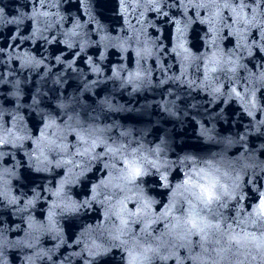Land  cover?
Returning a JSON list of instances; mask_svg holds the SVG:
<instances>
[{
  "label": "snow or ice",
  "instance_id": "snow-or-ice-1",
  "mask_svg": "<svg viewBox=\"0 0 264 264\" xmlns=\"http://www.w3.org/2000/svg\"><path fill=\"white\" fill-rule=\"evenodd\" d=\"M102 2L27 0L23 16L0 15V28L15 25L9 28L14 43L0 45V264H264V142L257 143L264 138V0H109L130 26L117 36L100 22ZM73 8L76 15H68ZM158 25L167 26V35ZM148 28L156 31L149 36ZM193 31L197 44L190 41ZM24 41L54 46L61 71L79 72L75 61L83 54L81 63L93 75L80 76L77 91L115 81L136 94L154 78L168 82L169 94L179 85L207 102L181 101L194 109L183 131L176 112L153 106L151 114L172 128L154 129L161 143L146 146L142 134L107 123L119 108L107 99L86 96L95 107L81 104L69 112L44 103L47 93L21 104L18 89L10 98L17 67L35 69L47 59L40 46L23 49ZM89 47L98 50L96 61ZM109 48L122 62L105 75L99 50ZM65 50L71 63L57 55ZM126 53L132 67L124 65ZM234 119L237 131L223 136L229 131L223 122ZM189 132L223 147L176 143ZM20 177L32 185L28 191H17ZM157 187L163 201L151 194ZM38 208L44 211L37 219ZM65 224L79 231L65 238ZM42 235L55 240L57 252L42 250Z\"/></svg>",
  "mask_w": 264,
  "mask_h": 264
},
{
  "label": "water",
  "instance_id": "water-1",
  "mask_svg": "<svg viewBox=\"0 0 264 264\" xmlns=\"http://www.w3.org/2000/svg\"><path fill=\"white\" fill-rule=\"evenodd\" d=\"M26 3L27 0H0V7L4 8L5 10L4 13H0V15L7 16L8 13H18L20 16H23L26 11L23 5H25ZM112 3H115V0H112ZM98 11L102 13L104 17V19H102L100 22L105 25V28L110 31V34L112 36H117V34L123 35L125 31H130V26L128 25L127 20L119 16L115 11L112 10V5L109 0H103ZM68 15L75 16L76 10L73 8L71 13H68ZM148 19L151 20L150 15ZM153 23H156V21H153ZM27 24L28 21L26 20L21 22L22 33L27 27ZM13 27H15V25H6L3 28H0V31L3 32V35H0V45L9 42L14 43V41H11L9 39V28ZM166 27V25H158V29L164 35H167V33L164 31ZM146 31L147 34L151 36L152 33L156 31V29L148 28L146 29ZM190 41L192 44L198 43V33L196 31L190 33ZM42 45V41H37L34 44L30 41L22 42V48L27 50H33L36 47L40 46V51L47 57L44 65H38L35 69L31 70L22 69L17 67L16 65H12L13 67H17L18 75L11 76L10 80L18 79L19 83H9L8 95L10 98H12L13 94L18 89L23 90L20 98L21 104L25 103V101H27V103H31L29 97L36 95L38 92L47 93L44 103L51 102L53 107L63 105L69 112H71L74 107L80 110L81 104L91 105L95 107V105H92V100L99 102L101 100L107 99L108 102L114 105H119V108L115 109L110 115L107 123L123 125L127 130L132 132L133 135H136L137 133L142 134L145 138L146 146H154L161 143V141L157 140L156 137L152 134L154 129L159 127L164 128L165 131H171L172 125H164L161 122L159 115H152L151 113L153 111V106L164 105L167 106L171 112H176L177 115L176 117H173V119L175 120L176 127L180 131H183L185 127H188L187 121L185 120V115L190 114L192 111H194V109L185 108V105L181 103V101H185L188 104L197 106H200L207 102L203 99L202 96L200 98L194 99V93L185 92L179 85H173V91L171 94H169L165 90L167 88L168 82H165L163 85H161L154 78L151 84L145 85L136 94H133L130 88L122 90L119 86V83L115 81H106L100 84L93 85L92 88L88 89L87 91H77L78 87L82 84L80 76L93 75L88 71V66L81 63L83 54L80 57H77L75 61V67L80 70L79 72H74L71 70L61 71L62 65L57 63L53 57L52 49L54 46ZM99 51L103 52L104 55V59L100 60L99 63L103 67L105 75L109 74V70L112 69L113 66H119L121 64L122 57L119 55L116 49H100ZM86 52L88 55L92 56L93 61H96L98 59L99 52L95 47L87 48ZM57 55H62V59L71 63V50H65L62 54L58 51ZM37 59H39V57H37ZM165 59L171 61V57H167ZM123 62L126 67L133 66V64L128 59L127 53L123 57ZM148 63L151 66L153 63L152 59H149ZM45 65H47L46 71H44ZM41 72H43L42 75L40 74ZM61 77L65 78L67 80V83L59 85L54 83V81H58ZM101 79L103 80V78ZM161 79H163V77H161ZM57 87H59L60 89L59 92L49 91V89H55ZM89 95H91L92 100L85 99V97ZM49 98H51V100H49ZM129 101H131V103H129ZM44 103L41 104V108H44ZM232 107H235V105H232ZM124 108H128L130 111H122L121 109ZM133 109H135V112L131 111ZM81 115H83L82 111ZM101 119L103 120V117H101ZM194 119L196 122H199L200 116H195ZM235 119H239V116L237 115ZM235 119L233 120L232 124L223 122L224 128L229 129V131H225L222 133L223 136L232 137L233 133L237 131ZM149 121H151V123H149ZM212 127L215 131L219 132L221 126L220 124L213 123ZM160 135L161 137H164L163 132ZM195 136V133L189 132L188 138H182L181 140L176 141V143L183 145L185 143V140H187V143L194 147L198 148L200 146H203L205 149H207L208 147H212L213 151H220V149L223 147V145H209L206 141L198 142ZM148 142L151 143L149 144ZM261 142H264V138H261V140L257 141V143ZM169 143H171V141H169ZM236 147L237 145H232L228 149L230 155L232 152H235ZM168 156L169 158H174L172 157L170 152L168 153ZM41 182L42 181L37 180V183ZM12 183L15 185L16 180H13ZM19 183L20 186L17 187V191H28L29 188L32 187V185L27 184V181H25L23 177L19 178ZM162 191L163 190L157 187L151 192V194L155 197L156 200L163 201L165 197L159 194ZM37 211L38 219L39 215L44 210L38 208ZM14 219H18V217H14ZM70 231L72 234H75L79 231V228L76 227L69 230L67 224H65V238H67ZM8 238L15 239V236L13 234H10ZM38 243L39 245H42V250H47L54 253L57 252V250L53 247V245L55 244V240H50L47 235H42ZM13 264H17V262H13Z\"/></svg>",
  "mask_w": 264,
  "mask_h": 264
}]
</instances>
